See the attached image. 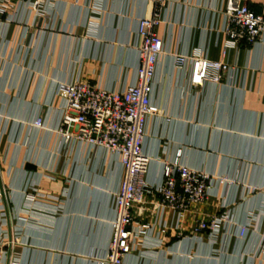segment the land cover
Instances as JSON below:
<instances>
[{
    "label": "crops",
    "instance_id": "obj_1",
    "mask_svg": "<svg viewBox=\"0 0 264 264\" xmlns=\"http://www.w3.org/2000/svg\"><path fill=\"white\" fill-rule=\"evenodd\" d=\"M227 2L161 7L164 54L152 95L159 112L146 125L148 193L134 209L129 264H264V32L254 45L228 46ZM244 2L264 15V0ZM154 10L152 0H50L39 11L0 0L1 264H96L109 247L123 170L106 150L61 145L59 87L133 85L138 22ZM193 55L230 71L219 84L194 86L190 64L175 66L176 56ZM38 118L44 129L33 126ZM177 161L217 179L183 217L156 190ZM226 211L232 222L216 235L194 233Z\"/></svg>",
    "mask_w": 264,
    "mask_h": 264
},
{
    "label": "built area",
    "instance_id": "obj_2",
    "mask_svg": "<svg viewBox=\"0 0 264 264\" xmlns=\"http://www.w3.org/2000/svg\"><path fill=\"white\" fill-rule=\"evenodd\" d=\"M39 11L50 0H18ZM155 5L151 17L141 18L137 27L138 64L136 81L122 92L107 91L89 82L63 84L59 91L64 95L60 126L55 131L61 145L85 144L103 149L118 157L123 175L118 192L114 196V220L109 247L96 258V264H129L126 257L132 253L135 242L130 229L134 221V209L144 203L148 189L145 182L150 158L144 153L146 125L150 116L159 109L152 103L154 79L159 58L164 54V43L156 28L161 22L160 10L167 0H152ZM1 12V11H0ZM228 46L240 42L254 45L264 32V15L252 11L244 0H228L225 11ZM191 66L190 82L203 86L206 81L222 82L230 68L222 61L208 60L200 55L176 56L175 66L182 69ZM33 126L44 129L38 118ZM213 176L198 172L177 162L165 166L162 182L156 190L162 204L183 217L193 205L203 204L216 182ZM225 180L221 179L220 183ZM228 211L209 220L200 221L195 234L210 232L216 235L224 224H230ZM247 228L241 226L240 237ZM3 257L0 254V264Z\"/></svg>",
    "mask_w": 264,
    "mask_h": 264
}]
</instances>
